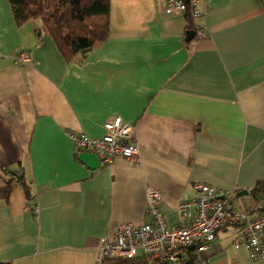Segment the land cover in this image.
<instances>
[{
	"label": "crops",
	"instance_id": "1",
	"mask_svg": "<svg viewBox=\"0 0 264 264\" xmlns=\"http://www.w3.org/2000/svg\"><path fill=\"white\" fill-rule=\"evenodd\" d=\"M158 4L108 0L107 38L65 61L39 19L16 26L0 0V262L94 264L115 223L149 220L147 185L169 226L198 183L264 211V186L252 194L264 183V0H198L206 33L188 43L185 14ZM112 116L131 126L140 161L88 169L70 134L99 137ZM236 233L217 230L203 264H264L233 246Z\"/></svg>",
	"mask_w": 264,
	"mask_h": 264
},
{
	"label": "built area",
	"instance_id": "2",
	"mask_svg": "<svg viewBox=\"0 0 264 264\" xmlns=\"http://www.w3.org/2000/svg\"><path fill=\"white\" fill-rule=\"evenodd\" d=\"M158 11L168 15L185 14L191 20L195 38H202L205 30L196 23L202 10L198 0H158ZM30 53L22 52L15 61L22 63ZM103 133L90 137L84 133L70 134L75 148L91 153L99 164L107 165L115 157L133 164L140 161V148L131 133V126L119 116H112L102 124ZM196 196L180 200L177 204L178 226H169L157 211L160 192L155 186L144 188L148 221L142 223L118 222L110 237L99 238L94 251V264H102L107 258H134L145 255L154 264H179L187 249H195L196 264H203V253L210 248L220 228H236L232 242L242 247L250 261L264 259V211L256 202L243 210L233 208L227 196L207 184H195ZM191 246V248H189ZM139 252V254H138Z\"/></svg>",
	"mask_w": 264,
	"mask_h": 264
},
{
	"label": "trees",
	"instance_id": "3",
	"mask_svg": "<svg viewBox=\"0 0 264 264\" xmlns=\"http://www.w3.org/2000/svg\"><path fill=\"white\" fill-rule=\"evenodd\" d=\"M12 19L20 26L30 19H39L46 35L65 61L76 54L83 55L99 45L108 34V0H7ZM185 28L191 30V20L185 15ZM18 179V178H16ZM24 198L31 196L27 184L19 179ZM264 183H257L252 190L257 196ZM9 181L0 189V196L6 198ZM195 249H187L179 264H196ZM0 264H11L0 262ZM102 264H154L149 257L137 255L134 258H107Z\"/></svg>",
	"mask_w": 264,
	"mask_h": 264
},
{
	"label": "water",
	"instance_id": "4",
	"mask_svg": "<svg viewBox=\"0 0 264 264\" xmlns=\"http://www.w3.org/2000/svg\"><path fill=\"white\" fill-rule=\"evenodd\" d=\"M193 35V31L192 30H187L185 32V37H184V41L186 43H188V41L190 40V38ZM77 159L84 164L88 169H95L99 166V160L96 158V156H94L91 153H87V152H80L77 156ZM246 192V191H243ZM191 248V246L189 247Z\"/></svg>",
	"mask_w": 264,
	"mask_h": 264
},
{
	"label": "rangeland",
	"instance_id": "5",
	"mask_svg": "<svg viewBox=\"0 0 264 264\" xmlns=\"http://www.w3.org/2000/svg\"><path fill=\"white\" fill-rule=\"evenodd\" d=\"M138 254H139V252H138Z\"/></svg>",
	"mask_w": 264,
	"mask_h": 264
}]
</instances>
